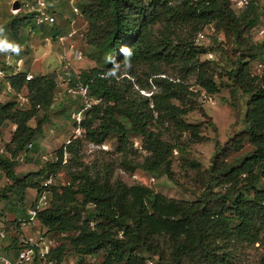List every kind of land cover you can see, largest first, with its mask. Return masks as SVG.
<instances>
[{"label": "trees", "instance_id": "1", "mask_svg": "<svg viewBox=\"0 0 264 264\" xmlns=\"http://www.w3.org/2000/svg\"><path fill=\"white\" fill-rule=\"evenodd\" d=\"M80 8L86 43L100 66L73 81L97 102L80 123L82 136L60 147L55 162L19 175L15 157L42 131L43 119L34 127L28 122L52 103L56 82L41 74L25 81L23 71L6 77L15 92L27 90L28 108L17 109L16 101L0 102V128L6 122L15 125L5 145L10 157H0L8 180L0 189V202L15 197L24 204L28 188L38 193L48 176L56 177L66 167L70 179L49 185V206L36 215L46 233L67 240L51 249L44 264L64 261L67 246L81 259L101 255L100 264H235L238 245L263 243L264 235V41L252 43L246 36L264 11L251 3L236 14L230 0H82ZM28 20L29 15L12 20L14 36ZM207 25L223 35L225 45L242 48L243 61L229 75L248 99L245 128L220 148L216 144L210 167L200 172L202 193L192 201L166 197L146 185L114 178L111 162L79 161L83 141L100 146L115 135L124 172L164 174L176 182L174 151L182 155L191 144L207 140L202 125L184 117L198 110L213 125L189 83L194 77L193 84L206 93L219 92L217 63L202 59L210 49L195 42ZM122 47L130 48V58ZM255 61L263 64L259 74L250 72ZM129 135L140 138L146 153L141 161L127 159ZM245 142L251 151L229 161ZM64 151L70 165L62 162ZM183 162L198 166L185 157ZM71 164L79 168L71 171ZM27 219L28 210L26 218L9 224L19 230ZM15 245L16 239L11 247Z\"/></svg>", "mask_w": 264, "mask_h": 264}, {"label": "rangeland", "instance_id": "2", "mask_svg": "<svg viewBox=\"0 0 264 264\" xmlns=\"http://www.w3.org/2000/svg\"><path fill=\"white\" fill-rule=\"evenodd\" d=\"M81 1L46 0L56 22L52 25L38 27L30 19L25 26L18 28L14 36V31L11 30V22L14 18L27 16V10L21 5L22 0H0V26L4 27L10 40L22 45V50L18 54L24 59L21 71L30 73L33 76L37 74L47 75L54 78L56 82L52 103L48 107L40 108L37 117L28 122L30 126L34 127L38 119H43L42 131L40 134L35 135L26 151L20 152L15 157L17 165L14 170L19 175L37 171L43 168L47 162H55L57 150L74 136L73 114L81 111L82 116L85 115L86 109L84 110V108L89 101H87V97L79 92L78 84L73 79L81 72L92 67H99L100 63L97 60L95 50L86 43L87 24L85 19L81 13L77 15L73 13V7L81 9ZM14 3L20 5L19 10L18 8H12ZM261 7H264V5ZM72 21H74L73 24H71ZM203 31L205 37L201 41V45H204L210 51L201 58L208 59L209 54H211L209 59L217 63L215 82L219 87V92L208 94L193 84L194 77L189 79V83L192 85L191 88L199 92V105L206 115L211 118L213 125L208 126L205 122L206 118L198 110H194L184 117L187 122L201 124L203 135L207 137V140L191 144L182 155L174 151L172 170L175 173L176 182L169 180L164 174H149L140 170L133 173L124 172L119 168L122 153L118 150V138L115 135H112L100 146L83 141L79 161L86 165L111 162L114 166V178H118L128 185L135 183L146 185L166 197L192 201L202 193L204 188L200 172L210 167L216 152V144L220 148L232 135L245 128L244 115L248 99V95L235 86L229 75L230 71L236 69L239 61H243L240 59V49L242 48L235 43L225 45L223 35L215 33L213 27L209 25ZM59 34L65 37L63 42L57 41ZM246 36L252 43L264 41L263 14L260 13L257 23ZM257 62L260 61H255L250 65L252 74L260 73L256 67ZM1 65L3 64L0 60ZM7 76L8 74L0 77V102L16 101L17 109H27L28 102L22 104L19 102L17 95L19 93V95L27 96V90L23 88L17 93L9 88L6 81ZM13 126L12 123L6 122V125L0 128V157H10L5 145L15 129ZM128 140L127 159L141 161L146 153L140 148V138L129 135ZM130 143L132 148H130ZM250 151L251 146L245 142L243 148L232 153L228 160L235 161ZM43 156L46 159H43ZM184 157L198 163L197 168L186 165L183 162ZM65 159V164L70 165L68 154ZM71 166V171L79 168L76 164H71ZM69 176V172L65 167L58 172L56 177L53 176L52 184L65 183L70 179ZM41 182H43V179H41ZM7 183L8 180L0 168V189ZM36 194V190L28 188L25 194V202L22 205L15 197H8L0 202V231L5 234L4 238H0V251L12 249V241H15L19 236H34L39 229L46 233V230L37 221H35V224H20L19 230L15 229L13 224H9V222L16 219L26 218V211L30 208ZM46 235L52 240L54 246L67 241L65 236L61 234L46 233ZM66 252L67 257L64 261L67 264H80V261H82V264H100L102 260L101 255L95 258L84 257L81 259L73 253L69 246H67ZM263 257L264 235L263 243L238 245L235 264H264ZM149 262L156 264L155 260H148L146 264H150Z\"/></svg>", "mask_w": 264, "mask_h": 264}, {"label": "built area", "instance_id": "3", "mask_svg": "<svg viewBox=\"0 0 264 264\" xmlns=\"http://www.w3.org/2000/svg\"><path fill=\"white\" fill-rule=\"evenodd\" d=\"M255 4L258 6L260 11H264V0H230V6L236 14H240L249 4ZM21 5H23L26 10L27 14L30 16L31 21L38 27L52 25L56 21L54 15L50 12L46 0H22ZM20 8V6H19ZM19 10V9H18ZM73 13L75 15L80 14V10L78 7H73ZM208 26V25H207ZM213 27L212 25H209ZM206 27V26H205ZM204 27V28H205ZM214 29V28H213ZM204 31H200L197 33L195 37V42L200 44L201 41L204 39ZM57 41L63 42L65 37L61 34L57 36ZM22 48V45H20ZM21 52V51H20ZM17 56V57H13ZM211 58V54H209L208 59ZM0 60L3 65L0 66V77H4L6 74H16L21 71V67L24 63V59L22 56L19 55H5L0 54ZM257 70L261 72L263 64L261 62H257ZM33 78V75L30 73H26L25 81H29ZM9 88L10 85L8 86ZM79 92L87 97L86 107L84 110L88 109L91 104L97 102V100L89 99L87 96L86 88L82 85H78ZM21 91V90H20ZM19 91V92H20ZM18 93V92H17ZM19 102L23 104V102H28L27 96L19 95ZM74 118V136L71 139H68L65 142V145L68 144L72 139L76 137L82 136V129H81V121L83 120V116L81 111L76 112L73 114ZM30 147V144H28ZM66 155L67 153L64 151L63 153V163L66 162ZM46 159L45 156L42 157ZM58 157L56 156L55 160ZM53 176H48L44 182L42 183V187L40 191L36 194L35 199L33 200L30 208L28 209V219L22 224H35L36 215L39 211L45 209L49 206V185L52 184ZM4 232L0 231V238H4ZM55 247L52 240L48 238L46 233L42 230H38L34 236H19L16 239V245L12 249H8L9 251H0V264H44L47 260V256L50 254L51 249ZM151 264V262H149ZM57 264H67L65 261H60Z\"/></svg>", "mask_w": 264, "mask_h": 264}, {"label": "clouds", "instance_id": "4", "mask_svg": "<svg viewBox=\"0 0 264 264\" xmlns=\"http://www.w3.org/2000/svg\"><path fill=\"white\" fill-rule=\"evenodd\" d=\"M21 50V46L17 42L10 40L5 33L4 27L0 26V54L18 55ZM121 52L127 58L132 55L128 47H122Z\"/></svg>", "mask_w": 264, "mask_h": 264}, {"label": "water", "instance_id": "5", "mask_svg": "<svg viewBox=\"0 0 264 264\" xmlns=\"http://www.w3.org/2000/svg\"><path fill=\"white\" fill-rule=\"evenodd\" d=\"M19 6H20V5H19L18 3H14L13 6H12V8H13V9H16V8L19 9Z\"/></svg>", "mask_w": 264, "mask_h": 264}, {"label": "crops", "instance_id": "6", "mask_svg": "<svg viewBox=\"0 0 264 264\" xmlns=\"http://www.w3.org/2000/svg\"><path fill=\"white\" fill-rule=\"evenodd\" d=\"M74 21H75V20H74ZM74 21H72V22H71V24H73V23H74ZM85 25H86V24H85ZM14 127H15V125L13 126V128H14ZM24 202H25V201H24Z\"/></svg>", "mask_w": 264, "mask_h": 264}]
</instances>
